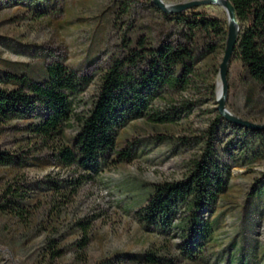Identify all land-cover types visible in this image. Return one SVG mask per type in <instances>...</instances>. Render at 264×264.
<instances>
[{
  "label": "rangeland",
  "instance_id": "1",
  "mask_svg": "<svg viewBox=\"0 0 264 264\" xmlns=\"http://www.w3.org/2000/svg\"><path fill=\"white\" fill-rule=\"evenodd\" d=\"M39 1L0 0V77L10 73L42 81L45 65L58 62L93 78L81 95L87 99L110 57L133 47L138 37L152 47L178 37L177 27L149 0ZM161 1L177 6L200 0ZM190 10L226 24L220 6ZM198 42L201 47L204 39ZM205 44L213 51L198 65L192 87L158 103L162 109L188 103L191 111L172 123L147 118L128 123L117 133L115 152L129 148L130 159L109 162L97 174L59 163L53 145L29 133L32 118L5 126L0 152L17 156V162L0 165V203L13 185L27 198L22 216L0 213V264H150L129 258L147 252L158 256L155 264H237L232 259L239 256L242 264H264V191L259 193L264 190V132L247 133L226 120L212 132L225 42L211 37ZM247 76L242 63L231 57L225 109L264 125V90ZM74 135L75 128L66 129L62 143L70 145ZM205 144L229 148L223 158L230 174L208 217L212 239L196 260L188 261L179 254L174 229L146 227L136 212L153 185L183 179Z\"/></svg>",
  "mask_w": 264,
  "mask_h": 264
},
{
  "label": "trees",
  "instance_id": "2",
  "mask_svg": "<svg viewBox=\"0 0 264 264\" xmlns=\"http://www.w3.org/2000/svg\"><path fill=\"white\" fill-rule=\"evenodd\" d=\"M229 1L239 23L232 57L242 63L247 77L264 90V0ZM151 5L177 27L178 37L158 47L138 37L133 47L110 57L109 67L99 75L87 99L81 95L93 84V78L58 62L45 65L42 81L10 73L0 77V84L5 86L0 88V136L11 121L30 117L34 122L27 127L29 133L43 145H53L59 163L89 175L97 174L109 162L117 164L130 159L129 148L115 152L117 133L128 123L142 118L172 123L188 114V103L167 104L164 109L158 103L192 87L199 77L198 65L213 51L205 41L214 37L226 43L227 22L225 29L221 21L204 13H165L152 2ZM199 38L204 39L201 47ZM220 120L227 121L217 111V122L210 128L213 133ZM70 128H75V135L71 144L65 145L64 132ZM243 129L247 133L264 132ZM228 151L229 148L220 150L205 144L183 179L153 185L146 204L136 212L137 220L146 227L159 232L174 229L180 240L179 254L188 261L196 260L212 239L213 227L208 217L226 190L230 165L223 156L229 155ZM16 162L17 156L0 152L1 166ZM263 191L260 188L259 193ZM26 198L27 194L16 185L8 186L1 198L0 213L22 216L26 213ZM129 258L150 264L160 261L150 252ZM232 263L242 264V257L233 258Z\"/></svg>",
  "mask_w": 264,
  "mask_h": 264
},
{
  "label": "water",
  "instance_id": "3",
  "mask_svg": "<svg viewBox=\"0 0 264 264\" xmlns=\"http://www.w3.org/2000/svg\"><path fill=\"white\" fill-rule=\"evenodd\" d=\"M151 2L160 10L165 13H177L190 10L195 7L203 5H216L222 7L226 12V22H227V38L225 43L224 57L222 63L219 67V76L222 87L220 88V94L216 97L217 107L216 110L218 113L224 117L227 121L245 129H250L253 131H264V125H258L251 123L249 121L238 118L225 109V102L227 98V84H226V75L227 67L231 60L234 46L237 42L238 32H239V23L236 19V13L233 5L229 0H200L193 1L185 4H180L177 6H168L165 5L161 0H151Z\"/></svg>",
  "mask_w": 264,
  "mask_h": 264
},
{
  "label": "bare ground",
  "instance_id": "4",
  "mask_svg": "<svg viewBox=\"0 0 264 264\" xmlns=\"http://www.w3.org/2000/svg\"><path fill=\"white\" fill-rule=\"evenodd\" d=\"M220 94V89L218 90V95Z\"/></svg>",
  "mask_w": 264,
  "mask_h": 264
}]
</instances>
